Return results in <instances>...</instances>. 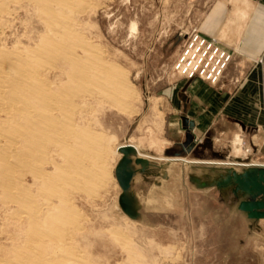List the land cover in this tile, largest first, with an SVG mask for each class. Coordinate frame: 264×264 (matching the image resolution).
Listing matches in <instances>:
<instances>
[{"label":"rangeland","instance_id":"obj_1","mask_svg":"<svg viewBox=\"0 0 264 264\" xmlns=\"http://www.w3.org/2000/svg\"><path fill=\"white\" fill-rule=\"evenodd\" d=\"M84 3L75 13L77 27L107 61L123 68L135 95L124 99L129 106L124 104L123 109L91 101V109L78 114H88L94 130L108 136L102 185L93 192L74 194L93 232L89 250L96 264H264V219L253 225L230 199H222L215 188H194L187 175L192 165H204L194 163L235 169L264 165L256 159L260 156L253 155L251 140L241 134L242 140H235L237 134L232 140L213 143L193 136L196 146L187 157L172 155L183 152L185 146L168 142L164 136L173 120L176 124L184 121L187 104L219 96V86L229 85L239 70L244 73L250 68V61L240 62L238 56L215 45L214 38L202 35L216 16L242 20L245 9L238 8L237 0ZM15 16L8 34L40 29L31 12L21 10ZM196 35L219 48L216 57L221 52L230 55L215 82L206 75H188L189 63L196 62V55L199 63L207 49L205 44L198 51ZM171 103L178 107L174 117L167 112ZM259 111L264 122V98ZM212 152L218 154L213 157ZM122 171L131 173L126 190L117 181ZM115 227L122 232L120 245L111 235ZM99 230L104 234L101 242Z\"/></svg>","mask_w":264,"mask_h":264},{"label":"bare ground","instance_id":"obj_2","mask_svg":"<svg viewBox=\"0 0 264 264\" xmlns=\"http://www.w3.org/2000/svg\"><path fill=\"white\" fill-rule=\"evenodd\" d=\"M84 2L0 0V264H96L74 194L102 185L108 136L78 114L91 101L123 109L134 93L77 27ZM21 10L40 29L8 34ZM110 231L120 245L122 232Z\"/></svg>","mask_w":264,"mask_h":264},{"label":"crops","instance_id":"obj_3","mask_svg":"<svg viewBox=\"0 0 264 264\" xmlns=\"http://www.w3.org/2000/svg\"><path fill=\"white\" fill-rule=\"evenodd\" d=\"M237 3L239 9H245L242 20L230 21L227 17L218 19L216 16L201 32L207 39L214 38L215 45L233 54L234 58L238 56L240 62L250 61V68L234 74L229 85L219 86V96L198 104H187L182 116L184 121L176 124L173 120L172 129L164 136L168 142L182 145L188 131L195 139L207 138L213 143L232 140L239 134L235 140L241 141V135L251 140L253 155L264 161V122L259 111L264 98V0H237ZM236 14H239L238 10ZM171 104L167 112H173L174 117L178 107L176 103ZM176 153L190 157L185 150L172 155ZM212 153L213 157L218 154Z\"/></svg>","mask_w":264,"mask_h":264},{"label":"water","instance_id":"obj_4","mask_svg":"<svg viewBox=\"0 0 264 264\" xmlns=\"http://www.w3.org/2000/svg\"><path fill=\"white\" fill-rule=\"evenodd\" d=\"M189 126H192V123H189ZM182 145L185 146L187 153L196 146L193 135L189 131ZM199 157L202 158V156ZM194 164H204L192 165L187 174L194 188H215L222 199H230L231 204H234L235 208L241 211L253 225H256L259 219H264V165L243 166L235 169L207 163ZM130 178L129 171H122L117 175L118 184L122 189L126 190L129 187Z\"/></svg>","mask_w":264,"mask_h":264},{"label":"built area","instance_id":"obj_5","mask_svg":"<svg viewBox=\"0 0 264 264\" xmlns=\"http://www.w3.org/2000/svg\"><path fill=\"white\" fill-rule=\"evenodd\" d=\"M198 39H200V47L198 51H200L205 44H207V49L202 53L203 56L201 60H199L198 65H196L188 75L193 76L194 74H198L203 76L205 74L206 79H209L211 82H215L218 79L219 75L221 74L222 70L225 68L226 63L230 58V55H225L224 52H221L220 56L216 57L219 48L217 46H213L211 42H206L205 39L199 38L198 35H196L195 39L193 40L198 41ZM212 49L213 51L210 54ZM193 62L194 59H192L189 65Z\"/></svg>","mask_w":264,"mask_h":264}]
</instances>
